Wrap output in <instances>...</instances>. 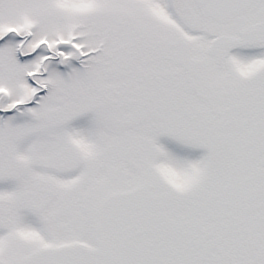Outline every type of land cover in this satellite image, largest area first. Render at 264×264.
<instances>
[{"label": "snow or ice", "instance_id": "snow-or-ice-1", "mask_svg": "<svg viewBox=\"0 0 264 264\" xmlns=\"http://www.w3.org/2000/svg\"><path fill=\"white\" fill-rule=\"evenodd\" d=\"M0 264H264V0H0Z\"/></svg>", "mask_w": 264, "mask_h": 264}]
</instances>
